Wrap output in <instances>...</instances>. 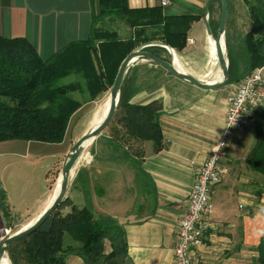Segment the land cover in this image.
<instances>
[{"label": "crops", "instance_id": "1", "mask_svg": "<svg viewBox=\"0 0 264 264\" xmlns=\"http://www.w3.org/2000/svg\"><path fill=\"white\" fill-rule=\"evenodd\" d=\"M241 1L245 8L242 9L243 17L239 19L241 22L237 24L238 34L234 36L236 31L230 26L231 4L227 0L225 40L227 48L236 57L237 53L242 52L244 36L250 28V2L253 0ZM205 2L126 0L130 8L159 7L165 14L195 16L186 36L192 42L186 40L181 50L168 47L174 52L182 69L210 79V76L205 75H213L215 62L212 58H216H211L207 45L209 37L204 23ZM218 7L221 9L220 0L210 1V25H214ZM98 11V0H0V36L25 37L42 58H48L66 44L86 39L92 17ZM145 63L149 62L138 59L126 72L133 82L127 101L135 105L152 100L160 103V147L155 150L152 142L148 141L145 153L136 166L108 156L93 158L87 167L81 168L76 192L74 190V194L66 197L78 206L89 203L96 216L111 217L123 226L127 242L123 264H176L174 248L177 230L187 208L196 172L210 154L224 127L228 98L238 82L202 89L166 69V74L160 80L145 84L141 79L146 74ZM244 67L240 62L232 75L240 73ZM79 102L81 104L71 115L63 140L56 145H66L67 141L73 139L64 150L55 153L54 157L61 156L52 171L62 163L68 149L85 132L73 129L76 127H73L74 124L84 116L86 103L83 100ZM244 129L234 132L225 150L222 163L227 169L226 174L218 183L210 186L213 210L209 219L212 226L204 233L195 264H262L258 257L259 244L264 238V176L249 170L253 176L261 178L259 188L249 181L248 172L236 166L246 165L245 158L252 145L242 147L247 140ZM247 135L253 139L251 132ZM6 141L11 140L3 141L4 144L16 145ZM39 142L26 140L27 145ZM43 153L39 152L41 157L38 160L48 156ZM12 154L15 152H0V156ZM86 157L89 158V155ZM29 184L36 186L38 195L36 193L28 201L23 200L29 204L24 225L46 208L55 187L48 177L44 178L41 188L34 183ZM68 191L69 187L66 194ZM64 262L85 264L74 253L67 254Z\"/></svg>", "mask_w": 264, "mask_h": 264}, {"label": "trees", "instance_id": "2", "mask_svg": "<svg viewBox=\"0 0 264 264\" xmlns=\"http://www.w3.org/2000/svg\"><path fill=\"white\" fill-rule=\"evenodd\" d=\"M98 3L97 17L125 15L133 33L122 38L115 31L98 32L93 16L86 39L70 42L48 58H42L25 37L0 36V141L61 142L71 115L81 104L70 94L78 84L73 76L80 75L88 91L97 94L104 81L113 83L121 61L136 47L144 45L143 49L166 60V47L155 42L181 50L195 19L193 15L165 14L159 7L130 8L126 0H98ZM211 28L215 33L214 25ZM96 40L100 42L95 43ZM227 49L228 81L240 62L245 70L264 66L262 0L250 2V28L244 36L242 52L236 57ZM66 78L70 80L61 82ZM127 78L128 74L118 102V107L126 109L120 122L127 127L128 138L152 142L156 150L162 143L161 105L157 100L128 103L132 91L126 88ZM250 124L254 142L245 164L250 171L264 176V106L254 112ZM63 203L69 208L58 213ZM59 207L35 231L8 247L10 264H65L64 258L69 253L78 255L85 264L124 263L127 242L121 224L108 216H96L89 203L78 206L68 197ZM258 261L264 264V238L259 244Z\"/></svg>", "mask_w": 264, "mask_h": 264}, {"label": "rangeland", "instance_id": "3", "mask_svg": "<svg viewBox=\"0 0 264 264\" xmlns=\"http://www.w3.org/2000/svg\"><path fill=\"white\" fill-rule=\"evenodd\" d=\"M219 1V0H217ZM230 1V26L235 29L236 33L234 36L238 34L237 32V24L240 23L239 19L243 17V3L241 0H229ZM218 12L215 15L214 30L217 29L220 7H218ZM99 11L94 18L97 21L94 23V28L98 32L100 31H115L122 38H126L129 34H132L134 29L129 25L126 16L122 14H111L107 16L97 17ZM99 39V37H98ZM100 40H96L95 43H99ZM209 48V54L215 56L213 54L212 45L210 44V40L207 43ZM163 55V54H162ZM167 57L168 61L174 60L177 62L176 57H172L171 53L167 49ZM213 60L215 62V71L213 75L210 74L205 75L206 77L210 76V80H214L217 78L219 73V68L216 62V59ZM148 64L144 65V70H146L145 76L141 77L142 82L145 84H149L151 82H156L160 80L161 77L166 74L167 70L160 65L153 64L148 61ZM262 66V65H261ZM257 66V67H261ZM210 68V67H209ZM256 68V67H254ZM253 68V69H254ZM247 68L246 70L242 69L240 73L233 74L229 82H240L245 75H247L251 70ZM69 77V76H68ZM71 78V76H70ZM70 78L62 79L61 82H67ZM74 80H77L78 84L75 85L76 89L73 90L70 94L80 100L85 101V111L84 116L78 123H75L73 129H81L86 131L90 127L93 126L95 120L102 114L105 103L109 97V91L111 88L110 83L104 81V87L97 94L90 93L88 88L85 85L84 79L80 75L73 76ZM104 79V78H103ZM106 80V79H105ZM128 83H130V87H128ZM132 77L128 75L127 82L125 83L126 88L132 91ZM125 108L117 107L116 112L110 122V124L104 129L91 143L84 149V152L78 159L75 168L72 170L70 174V180L68 183L69 191L66 195L74 194L75 186L79 182L77 179L79 178V172H81V168H85L84 166H88L90 162H92L93 158L103 156L111 159H119L122 161H127L132 166H136L139 163L142 155L145 153V149L147 148L146 141L138 142L136 139L128 138V131L126 125H124L123 121L120 122V119L124 117ZM74 122H72L73 125ZM92 125V126H91ZM243 131H246L247 140H245L242 144V147H249L252 143L251 137H249L250 132L252 133V124L246 127ZM123 134L122 136L120 135ZM127 135V136H125ZM67 141V144L72 141ZM11 141L6 142H14L16 144L13 146V143L4 144L3 141H0V152H15L12 155H1L0 156V216L3 221V228H0V231L4 232L5 235H9L13 232H16L24 225V221L26 220L24 217L26 216V207L29 204H25V201H28L32 198L36 193L38 195V191L36 186L29 184L34 183L38 187L41 188L44 183V178L48 177L53 182V187H56L57 179L59 178V172L61 169L62 163H59V166L52 171L58 157H54L57 151L64 150L63 146H57V143H43L39 142L38 144L27 145L26 140L24 139H10ZM3 142V143H2ZM31 148H30V147ZM39 152H44L48 156H45L44 159L40 158ZM89 155V158L86 157ZM63 161V159H62ZM58 163V162H57ZM48 164V165H46ZM46 165V166H45ZM238 168L244 169L245 172H248L249 181L255 183L260 188L261 178L259 176H253L246 165L236 164ZM82 178V177H80ZM84 178V176H83ZM264 185V184H263ZM55 187L53 189H55ZM76 192V190H75ZM64 197V198H65ZM69 206L64 203L57 209L58 213L64 212ZM1 240V238H0Z\"/></svg>", "mask_w": 264, "mask_h": 264}, {"label": "built area", "instance_id": "4", "mask_svg": "<svg viewBox=\"0 0 264 264\" xmlns=\"http://www.w3.org/2000/svg\"><path fill=\"white\" fill-rule=\"evenodd\" d=\"M187 41L192 42V39L187 38ZM262 106L264 66L251 70L229 95L224 127L210 154L196 172L187 208L178 226L174 248L176 264H195L197 249L203 242L204 233L212 226L209 219L213 210L210 186L218 183L227 172L222 163L225 150L234 132L244 129L254 112Z\"/></svg>", "mask_w": 264, "mask_h": 264}, {"label": "water", "instance_id": "5", "mask_svg": "<svg viewBox=\"0 0 264 264\" xmlns=\"http://www.w3.org/2000/svg\"><path fill=\"white\" fill-rule=\"evenodd\" d=\"M211 0H206L204 5V23L206 28V33L209 38H212L215 41V51H216V62L220 71V77L216 81H208L203 79L199 76H195L182 68H179L175 63L174 60H166L162 57H159L145 49L143 46H138L129 52L121 61L116 75L114 77L113 83L111 85L109 91V98H108V106L105 115L103 118L87 129L68 149L66 152L61 169L59 172V182L54 192V195L46 206V208L32 221L28 224L13 232L9 235H5L4 232L0 231V264H3L4 260H8L7 256V249L8 247L13 244L14 242L20 240L21 238L31 234L35 231L54 211L59 207L62 200L65 197L68 183L70 180V174L72 170L75 168L76 163L80 156L82 155L86 143L88 141H93L106 127L110 124L116 109L118 107L119 97L121 87L126 75L128 68L138 59H144L160 65L171 72L174 76L193 84L194 86L202 89H214L219 88L225 85L229 80V69H228V50L227 44L225 40V23L227 18L228 12V3L227 0H220L221 9L218 21V27L216 32L211 28L209 18H208V11H209V3ZM223 41L224 50L222 49L220 41ZM161 46L167 47L165 44L161 42H155ZM170 49V48H169ZM172 57L174 58L175 54L170 49L168 50ZM0 228H3V222L0 221ZM10 263V262H9Z\"/></svg>", "mask_w": 264, "mask_h": 264}, {"label": "bare ground", "instance_id": "6", "mask_svg": "<svg viewBox=\"0 0 264 264\" xmlns=\"http://www.w3.org/2000/svg\"><path fill=\"white\" fill-rule=\"evenodd\" d=\"M209 40H210V44L212 45V48H213L212 52H213V54H215V58H216L215 41H214L212 38H209ZM220 43H221L222 49L224 50V45H223V41H222V39H221ZM174 63H175L179 68H181V67L179 66L178 63H176V62H174ZM183 70H184V69H183ZM219 77H220V71H219V73H218L217 78H215L214 80H210V79H206V78H203V79H206V80H208V81H216V80L219 79ZM201 78H202V77H201ZM108 98H109V97H108ZM107 106H108V99H107V102L105 103V107H104V110H103L102 114H101V115L95 120V122L93 123V125H95L96 123H98V122L103 118V116H104L105 113H106ZM91 126H92V125H91ZM90 143H91V141H88V142L86 143L85 148H86ZM85 148H84V149H85ZM83 152H84V151H83ZM58 182H59V178L57 179V184H56V187H55V189H54V191H53V195H54V192L56 191V188H57V186H58ZM53 195H52V197H53ZM51 199H52V198H51ZM3 264H10V263H9L8 260H4Z\"/></svg>", "mask_w": 264, "mask_h": 264}]
</instances>
